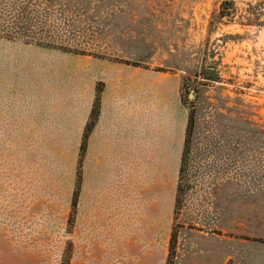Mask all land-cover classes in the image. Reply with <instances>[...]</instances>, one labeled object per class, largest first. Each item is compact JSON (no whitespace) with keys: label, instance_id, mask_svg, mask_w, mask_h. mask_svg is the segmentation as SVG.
I'll list each match as a JSON object with an SVG mask.
<instances>
[{"label":"rangeland","instance_id":"374dc122","mask_svg":"<svg viewBox=\"0 0 264 264\" xmlns=\"http://www.w3.org/2000/svg\"><path fill=\"white\" fill-rule=\"evenodd\" d=\"M75 258L264 264V0H0V264Z\"/></svg>","mask_w":264,"mask_h":264},{"label":"trees","instance_id":"16d2710c","mask_svg":"<svg viewBox=\"0 0 264 264\" xmlns=\"http://www.w3.org/2000/svg\"><path fill=\"white\" fill-rule=\"evenodd\" d=\"M222 6H223V7H222V8H223V10H222V15H223V16H224V15H227V13H226L227 11H226V10H228V9H227L226 6H229L228 3L225 2ZM232 6H233V5H232ZM185 84H186V83H185ZM184 89H186L185 86H184ZM194 127H195V119H194V116L192 115V116H191V120H190V124H189V134H191V133L193 132ZM190 142H191V140L188 139V140H187V146H188V147L190 146ZM186 164H187V160H186V158H184V160H183V167H182V170H181V174H182V173L184 174V172H185L184 168H185ZM67 264H69V263H67Z\"/></svg>","mask_w":264,"mask_h":264},{"label":"crops","instance_id":"0c3cea01","mask_svg":"<svg viewBox=\"0 0 264 264\" xmlns=\"http://www.w3.org/2000/svg\"><path fill=\"white\" fill-rule=\"evenodd\" d=\"M207 261H209V260H207ZM214 261H215V259L212 258L211 261L209 263L206 262V264H214ZM69 264H92V263H89L88 261H85V260H82V259L75 258ZM99 264H102V263H99ZM103 264H107V262H104ZM121 264H141V263H140L139 260H137V261H131V262L127 261V262H123ZM184 264H199V262L196 263V262L190 261V262H186ZM216 264H218V259L216 261Z\"/></svg>","mask_w":264,"mask_h":264}]
</instances>
